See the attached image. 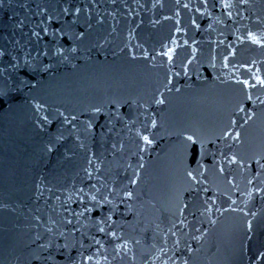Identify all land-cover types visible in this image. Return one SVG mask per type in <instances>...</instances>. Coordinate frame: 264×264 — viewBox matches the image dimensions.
Segmentation results:
<instances>
[{
    "label": "water",
    "instance_id": "95a60500",
    "mask_svg": "<svg viewBox=\"0 0 264 264\" xmlns=\"http://www.w3.org/2000/svg\"><path fill=\"white\" fill-rule=\"evenodd\" d=\"M262 81L264 0H0V264H264Z\"/></svg>",
    "mask_w": 264,
    "mask_h": 264
},
{
    "label": "snow or ice",
    "instance_id": "6c2138e0",
    "mask_svg": "<svg viewBox=\"0 0 264 264\" xmlns=\"http://www.w3.org/2000/svg\"><path fill=\"white\" fill-rule=\"evenodd\" d=\"M249 35L251 36V33ZM262 83H264V81H262ZM145 139H147V137H145Z\"/></svg>",
    "mask_w": 264,
    "mask_h": 264
}]
</instances>
